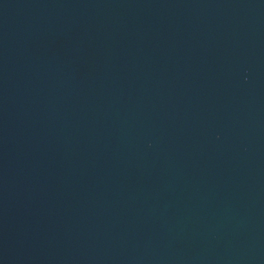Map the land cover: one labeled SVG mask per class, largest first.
Returning a JSON list of instances; mask_svg holds the SVG:
<instances>
[{"label": "water", "instance_id": "obj_1", "mask_svg": "<svg viewBox=\"0 0 264 264\" xmlns=\"http://www.w3.org/2000/svg\"><path fill=\"white\" fill-rule=\"evenodd\" d=\"M0 264H264V0H0Z\"/></svg>", "mask_w": 264, "mask_h": 264}]
</instances>
